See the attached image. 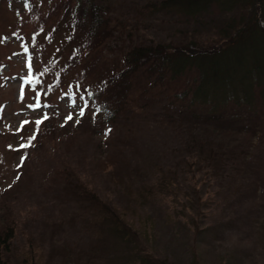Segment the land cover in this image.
<instances>
[{"label":"trees","instance_id":"16d2710c","mask_svg":"<svg viewBox=\"0 0 264 264\" xmlns=\"http://www.w3.org/2000/svg\"><path fill=\"white\" fill-rule=\"evenodd\" d=\"M11 7L15 14H7L10 22L5 27L13 22L28 43L27 51L23 49L27 72L21 78L35 96L31 104L46 106L55 103L58 94L69 92L80 99L79 111L84 110L77 123L60 121L53 107L44 108L42 123L24 122L32 123V132L24 124L16 131L25 138L23 145H29L15 149L23 152L21 162L33 159L42 174L52 167L50 196L71 207L54 225L47 226L49 231L69 219L72 223L81 220L83 226V237L72 246H56L55 236L53 241L48 235L50 256L60 253L66 262L73 252L72 262L83 264H177L154 251L159 238L152 233L155 221L147 218L143 225L149 223L151 228L140 231L97 193L81 175L79 165L95 162L97 156L110 160L115 153H123L126 158L116 160L127 167L114 165L120 172L113 177L111 169L110 181L122 187L125 195L135 186L138 191L135 176L143 177L141 164L150 158L148 142L142 136L147 131L172 142L166 154L174 160L159 166L162 176L168 174L158 180L161 184L169 186L183 166L190 172L203 169L229 182L237 176L243 178L254 162L249 148L264 139V0H0L1 15ZM141 12L177 15L201 24L218 12L222 21L220 26L214 25L215 41L207 45L190 42L175 47L143 37L133 43L128 18H138ZM47 49L52 51L45 53ZM119 49V54L112 53ZM101 130L106 135L92 151H77L73 159L65 153L58 158L59 164H43L39 152L48 146L56 151L61 143L72 144L77 132L96 134ZM243 139L250 144L248 149L242 145ZM67 151L73 152L72 146ZM258 158L264 162V157ZM101 164L107 170L104 160ZM27 168L33 171L30 165ZM244 195L229 204L245 201ZM199 198L196 193L190 204ZM261 220L264 234V217ZM195 231L199 232L197 226ZM13 232V220L0 225V264H42L32 242L24 258L10 262ZM74 245L83 248L81 253L76 249L78 256ZM111 247L117 248L116 254L110 252ZM191 253V264H200L196 252ZM110 254L113 257L108 258ZM96 257L103 262H96Z\"/></svg>","mask_w":264,"mask_h":264},{"label":"rangeland","instance_id":"374dc122","mask_svg":"<svg viewBox=\"0 0 264 264\" xmlns=\"http://www.w3.org/2000/svg\"><path fill=\"white\" fill-rule=\"evenodd\" d=\"M13 7L7 9L5 16L4 13L0 14V225L9 220L14 222V232L9 243L11 256L13 254L11 263L24 258L32 242L35 255L37 253L41 261L44 260L42 264H80L81 262H72L73 252L66 262H63L60 253L50 256L52 243L48 241V235L55 236L56 241L54 237L53 241L56 246L66 244V247L72 246L77 242V238L83 237L81 220H74V223L70 219L64 221L58 229L52 227V232L47 227L60 220L64 210L68 213L71 210L70 206H65L50 196L51 189L48 186L52 167H47L45 174H42L36 169L33 159L27 157L21 162L23 152L19 154L15 149L25 143V138L16 133L25 121H38L44 114L42 110L51 107L60 121H65L69 114L73 120H77L81 101L76 95L71 96L69 92H63L58 94L55 103L39 107L31 104L35 96L21 78V75L27 72V55L25 56L23 49L27 48L28 43L23 42L25 37L15 28L13 22L9 27H5L6 23L10 22L7 14H15ZM17 14L22 16L21 12ZM128 20V26H131L133 31V43L137 37H143L144 40L155 44L176 47L188 45L190 42L206 45L214 42V36L217 34L214 25L220 26L222 18L218 17V12H214L201 24L179 18L177 15L148 16L141 12L138 18L129 17ZM51 51L47 49L45 53L49 54ZM120 52L119 49L112 53ZM31 124H24V128L32 132L34 127ZM105 135V130L96 134L77 132L72 144L58 145V153L50 146L40 151L45 160L43 164H59L58 158L65 153L70 154L69 157L73 159L77 151L90 152L99 145L98 141L103 140ZM237 135L243 136L241 133ZM142 136L148 142L145 146L150 152V158L146 159L147 164H141L143 177L135 176L134 185H138V191L142 192L145 198L139 196L141 194L136 191V186L132 192L125 195L122 193V187L110 181L111 169L113 177L120 172H116L118 167L114 165L120 164L117 158H126L123 153H115L110 160L97 156L95 162H80L81 175L91 182L99 195L111 206L116 207L124 218L140 231L141 228H151V224L143 223L147 218L153 219L155 226L152 233L159 236L156 239V250H153L159 255L168 256L177 264H191L192 250L196 252L200 264H264V237L261 227V219L264 217V206L261 204V201H264V194H261L264 188V167L259 166L264 162L258 158L264 157V139L260 144H255V139L251 142V145L255 144L249 148L254 162L246 168L243 178L237 176L238 178L229 182L225 177L204 173L203 169L190 172L187 166H183L182 170L176 172L178 176L175 175L173 182L166 186L158 182L168 176L161 175L159 166L162 162L174 160L171 155L166 154L172 142L159 140L152 132L146 131ZM242 145L247 149L250 146L244 139ZM71 146L73 152H68L67 149ZM101 160L106 162L107 170L102 169L104 165ZM121 164L120 168L127 167L125 162ZM29 165L33 171L28 170ZM157 175L159 177L156 179ZM232 183L240 188L235 190L236 186ZM195 192L200 198L198 202L190 204L189 199L196 195ZM241 193L245 194V201L229 204ZM3 211L8 214H1ZM74 225L75 229H72ZM195 226L199 232L195 231ZM167 241L169 242L166 243ZM76 249L81 253L83 248L74 245L75 255ZM110 249L111 253L116 254V247ZM110 257L113 255L110 254L108 258ZM98 259L99 257H96L94 260L103 262ZM226 259H230V262Z\"/></svg>","mask_w":264,"mask_h":264},{"label":"snow or ice","instance_id":"6c2138e0","mask_svg":"<svg viewBox=\"0 0 264 264\" xmlns=\"http://www.w3.org/2000/svg\"><path fill=\"white\" fill-rule=\"evenodd\" d=\"M25 51H27V48H25ZM79 115H80V116H83V115H84V110H83V109H80ZM47 118H48L47 116L44 117V119H47ZM71 119H72V115L69 114V115L66 117V120H71ZM76 122L79 123V120H77ZM36 123L39 125L40 123H42V120H38ZM31 139H35V136L31 137L30 140H31ZM29 143H30V142H29ZM28 146H29V145H21V147H28Z\"/></svg>","mask_w":264,"mask_h":264}]
</instances>
